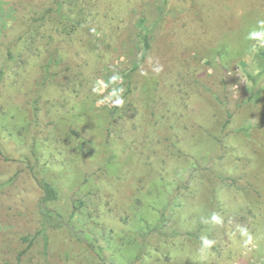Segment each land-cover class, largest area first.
Returning <instances> with one entry per match:
<instances>
[{
  "label": "rangeland",
  "instance_id": "obj_1",
  "mask_svg": "<svg viewBox=\"0 0 264 264\" xmlns=\"http://www.w3.org/2000/svg\"><path fill=\"white\" fill-rule=\"evenodd\" d=\"M259 20L264 0H0V264H264Z\"/></svg>",
  "mask_w": 264,
  "mask_h": 264
},
{
  "label": "clouds",
  "instance_id": "obj_2",
  "mask_svg": "<svg viewBox=\"0 0 264 264\" xmlns=\"http://www.w3.org/2000/svg\"><path fill=\"white\" fill-rule=\"evenodd\" d=\"M246 39L251 41H258L261 46H264V20L257 21V27L251 30L248 34ZM252 51L256 50V45H252ZM163 71V65H161L158 61L152 64V72L159 74ZM143 74V73H142ZM122 81V77L117 73L110 77V82L113 85H117ZM108 87L102 81H97L96 85L92 88L93 93L95 94H102L103 91ZM125 89L121 87H112L109 91L108 95L105 96L99 103H111L115 107H121L125 104L124 93ZM212 221L220 223L221 219L217 214H213L211 217ZM238 231L240 232L242 237H245L243 240V246L248 247L253 243V237L249 234L247 228L238 227ZM214 244V241L209 240L206 236H201V248L200 252L203 254L206 249L211 248Z\"/></svg>",
  "mask_w": 264,
  "mask_h": 264
},
{
  "label": "trees",
  "instance_id": "obj_3",
  "mask_svg": "<svg viewBox=\"0 0 264 264\" xmlns=\"http://www.w3.org/2000/svg\"><path fill=\"white\" fill-rule=\"evenodd\" d=\"M145 44H146L145 45L146 46V49L148 50L149 49V44L147 43V37L145 39ZM263 70H264V68H263ZM3 76H4L3 71H0V84L2 82ZM38 186L41 189L42 194H43L42 199H41V202H40L41 203V210H42L43 216H44L45 220L49 221L50 224H51L53 222L52 221L53 220L52 218H54V216H53V214H51V211L48 210V208L46 207V205L58 200V198H59L58 192L54 188L53 185H51L49 182H47L44 179L38 180ZM79 208H80L79 206H74L73 215L75 214V212H78L79 211ZM56 217H58L59 220H60V218H62V216H60L59 214H56ZM47 221H45V222H47ZM44 229L46 231V226L44 227ZM47 245H48V241L46 239V241H45V247L46 248H47Z\"/></svg>",
  "mask_w": 264,
  "mask_h": 264
}]
</instances>
